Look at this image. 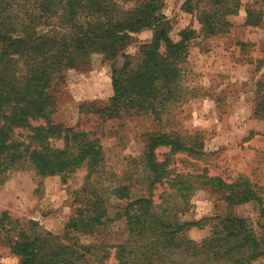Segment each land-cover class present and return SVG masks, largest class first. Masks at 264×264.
Here are the masks:
<instances>
[{
    "label": "trees",
    "instance_id": "16d2710c",
    "mask_svg": "<svg viewBox=\"0 0 264 264\" xmlns=\"http://www.w3.org/2000/svg\"><path fill=\"white\" fill-rule=\"evenodd\" d=\"M241 7V0H186L183 12L195 15L201 29L187 27L175 41L164 0H0V184L13 172L30 170L66 182L86 171L62 234L3 212L0 242L20 264H255L264 258L263 241L238 215L181 220L184 206L201 189L222 194L229 207L255 202L263 219L264 198L243 176L228 182L207 170L175 174L172 159L181 154L202 160L205 143L200 132L169 131L164 123V116L187 99L185 65L193 42L230 32L228 17ZM263 22L262 10L247 9V26ZM144 30L153 31L152 40L136 56L127 54L135 35ZM95 54L111 63L122 57L123 64L112 66L113 96L108 103L82 104L81 113L97 115L103 123L145 116L159 126L144 136L140 176L124 179L136 184L106 183L101 140L93 132L52 121L58 106L55 88L64 72L87 67ZM263 112L264 103L257 114ZM39 120L45 123L34 126L32 121ZM53 139L62 140V146H54ZM161 148L168 149L164 160L159 159ZM141 181L147 188L137 196L133 188ZM164 186L168 190L156 200L155 191ZM112 198L118 203H111ZM111 207L116 209L113 217ZM115 222H125L124 242H82L80 236H92ZM208 222L204 239L189 236L191 228Z\"/></svg>",
    "mask_w": 264,
    "mask_h": 264
},
{
    "label": "rangeland",
    "instance_id": "374dc122",
    "mask_svg": "<svg viewBox=\"0 0 264 264\" xmlns=\"http://www.w3.org/2000/svg\"><path fill=\"white\" fill-rule=\"evenodd\" d=\"M185 1L164 0L163 12L173 24L171 37L175 41L187 27L201 29L195 15L183 12ZM241 1L239 13L228 17L232 24L230 32L208 39L200 37L193 42L185 65L187 99L164 116V123L169 131L200 132L205 143L206 155L202 160L181 154L172 159L175 174L207 170L210 175L221 176L228 182L243 176L264 198V112L257 114L258 106L264 103V22L259 27L246 25L247 9L264 12V0ZM152 37V30L138 33L126 53L136 56ZM122 64V57L111 63L105 61L103 55L95 54L87 67L82 66L85 69L66 70L55 88L58 106L52 116L56 124L93 132L101 140L106 151L105 168L109 178L106 183L114 185L135 183L140 176V158L146 145L144 136L159 128L157 122L145 116H125L103 123L97 115L81 113L82 104L108 103L113 96L112 66ZM32 122L34 126L45 123L44 120ZM21 132L18 130L19 134ZM24 135L26 138L27 134ZM51 142L56 147L62 146V140ZM167 153L168 149H159V159L164 160ZM85 176L86 171L81 170L64 182L60 176L42 178L30 170L10 173L0 184V217L3 212H9L23 222H38L40 230L62 234L74 214L73 194L82 187ZM128 176L134 181L124 180ZM146 188L142 182L133 191L138 196L144 194ZM163 190H168V186L155 191L156 200ZM223 197L210 188L198 190L179 217L184 222H200L216 216L238 215L250 222L264 243L260 206L249 202L229 207ZM110 201L118 203L113 198ZM115 211L114 207L110 208L112 217ZM209 231L208 222L191 228L189 236L200 241ZM127 233L125 222H115L98 229L92 236L80 238L87 244L118 245L126 240ZM0 256L7 259V264H20L1 242ZM255 264H264V258Z\"/></svg>",
    "mask_w": 264,
    "mask_h": 264
},
{
    "label": "crops",
    "instance_id": "0c3cea01",
    "mask_svg": "<svg viewBox=\"0 0 264 264\" xmlns=\"http://www.w3.org/2000/svg\"><path fill=\"white\" fill-rule=\"evenodd\" d=\"M112 88H113V87H112ZM112 90H113V89H112ZM12 255H13V254H11V256H12ZM13 256H14V255H13ZM0 261H1L0 264H2V263L7 264V262H6L7 259L4 258V257H1V256H0ZM16 262H17V261H16Z\"/></svg>",
    "mask_w": 264,
    "mask_h": 264
}]
</instances>
